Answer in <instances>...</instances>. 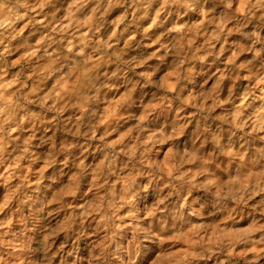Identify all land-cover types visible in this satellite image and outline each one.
<instances>
[{
	"label": "rangeland",
	"instance_id": "rangeland-1",
	"mask_svg": "<svg viewBox=\"0 0 264 264\" xmlns=\"http://www.w3.org/2000/svg\"><path fill=\"white\" fill-rule=\"evenodd\" d=\"M0 264H264V0H0Z\"/></svg>",
	"mask_w": 264,
	"mask_h": 264
}]
</instances>
